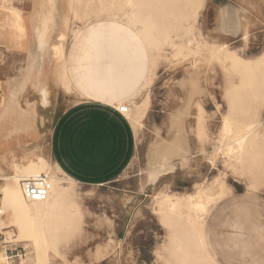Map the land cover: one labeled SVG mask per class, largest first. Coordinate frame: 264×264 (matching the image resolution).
<instances>
[{
	"label": "rangeland",
	"instance_id": "obj_1",
	"mask_svg": "<svg viewBox=\"0 0 264 264\" xmlns=\"http://www.w3.org/2000/svg\"><path fill=\"white\" fill-rule=\"evenodd\" d=\"M207 1L199 6L200 0H63L64 53L48 68L53 87L61 84L71 91L66 85V55L74 34L88 23L118 19L136 31L146 47V78L125 113L135 133V150L116 178L93 186L68 183L47 154L50 110L57 112L59 106H37V136L24 139L21 146L1 139L0 164L8 174L14 173L12 163L26 162L25 152H33L32 157L41 155L49 164L41 170L63 178L70 193L50 217L38 218L40 226L30 220L31 230L27 227L24 235L35 244L19 241L16 227L0 230V249L16 247L22 254L13 264H27L38 256L48 264H264V62L253 59L264 51V40L259 43L254 34L258 27L264 29V0H239V8L226 5L245 11L242 22L248 39L222 40L230 43L231 62L249 64L246 70L210 56L211 44L220 41L210 36L213 5L227 0ZM32 12L31 0H0V78L11 67L23 66L32 42ZM52 12L59 15V9ZM63 28L56 31L57 39L63 38ZM192 70L199 74L204 93L195 97L182 124L191 167L174 163L149 182L150 146L178 133L171 113L184 104L179 81ZM70 95L79 100L76 92ZM246 123L256 127L239 151L235 135ZM198 187L211 194L200 220L194 215L198 224L189 223L186 214L162 217L158 206L163 194L185 195ZM3 215L7 223L13 219L10 209Z\"/></svg>",
	"mask_w": 264,
	"mask_h": 264
},
{
	"label": "crops",
	"instance_id": "obj_2",
	"mask_svg": "<svg viewBox=\"0 0 264 264\" xmlns=\"http://www.w3.org/2000/svg\"><path fill=\"white\" fill-rule=\"evenodd\" d=\"M207 2L209 3V0ZM31 3L33 12L29 22L32 38L30 56L35 65L29 72L35 76L25 77L26 88L18 95V104L22 107L33 102L36 107L42 105L35 86L43 85L47 93L48 106L60 107L57 112L55 110L52 113L50 110L49 120L52 126L45 148L52 159V164L74 183L93 186L107 184L127 167L135 150V133L131 119L128 115L118 112L115 105L128 101L129 109L131 108L129 100L139 91L146 78L148 69L146 47L136 31L118 19H99L88 23L74 34L75 40L67 51L66 57L70 66L66 71L68 80L66 85L71 91L63 89L61 84L57 89L48 79L51 74L48 70L51 61L45 63V55H40L37 45L41 42L42 31H45L48 21L52 19L47 13L59 8V20L62 21L63 14L65 15L64 2L31 0ZM216 3L210 16V36L216 35L220 41L213 43L230 46V43L222 40L225 36L239 37L242 41L248 39V35L246 38L243 36L246 31L243 24L236 35L216 29L212 32V29L218 26L223 6L239 8V0ZM202 4L203 0H200L198 5ZM36 10L39 13L34 16ZM254 34L259 43L264 40L263 28L258 27ZM23 66L19 70L11 67L4 73L7 76L3 74L0 78V82L5 86L6 81L14 80L18 74H27ZM74 92L79 95H75L79 100L71 99L70 94ZM0 94L1 97L4 96L6 89L0 87ZM145 99L147 98L142 101ZM63 104L66 105L65 108ZM7 123L0 125V140L10 144L15 141L21 146L24 139L37 136L35 123L34 129L28 134L12 135L7 140L5 139ZM30 153L25 152L23 157Z\"/></svg>",
	"mask_w": 264,
	"mask_h": 264
},
{
	"label": "bare ground",
	"instance_id": "obj_3",
	"mask_svg": "<svg viewBox=\"0 0 264 264\" xmlns=\"http://www.w3.org/2000/svg\"><path fill=\"white\" fill-rule=\"evenodd\" d=\"M126 8H128V6H126ZM37 13H39L38 10L35 11L34 16ZM47 14L51 16L52 19L48 21L49 24L45 27L46 28L45 31H42L43 36L41 42H39L37 45L38 48L40 49L39 51L40 55L42 56L45 55V63L47 61H52L54 59H60L63 56L64 40H65V29L63 28V24L65 23L66 20V16L64 14L62 21L59 20L60 19L59 15L56 16L55 13L52 11H50ZM244 15H245V11L243 9L230 10V7L228 6L222 7L221 15H220L221 18L218 21L217 23L218 26L215 29L217 31L219 30L224 33H230L232 35H236L242 27L243 24L242 19ZM59 27L60 29L63 28V38L60 37V39H57L58 36L56 31L58 30ZM247 35L248 34L246 33V31H244L243 33L244 38H246ZM211 46H212V50L209 52L210 56L212 58L219 60L223 65L236 66L242 68V70H246L250 67V65L247 63L237 64L231 62L232 61L231 49H229L226 44L212 43ZM253 59L254 61L264 62V51L258 56H255ZM33 61L34 60H32L30 56V47H29L28 50L26 51V56L24 59L25 65L23 66L24 71L28 75L25 73H24L25 75L18 74L14 80L12 81L8 80L6 82L4 81L6 94H5V98H3V101H0V125L2 123L8 122L7 123L8 131L6 132L5 135V139L7 140H9L12 137V135L28 134L30 130L34 129L36 123L37 107L33 105L34 102L32 104L26 103L27 106L22 107L18 104V100H17L18 95L21 94L26 88L25 77L35 76L34 74L33 75L30 74L31 72H29V69H32L35 65ZM195 71L196 70L186 71L185 75L187 76L182 77L181 80L179 81V86L182 88L183 91L184 104L181 103L182 105L181 106L179 105V107H177V109H174L175 111L171 113L172 124L175 127V131H178V133L174 134L173 136H170L169 140L167 141H162V143L160 141H155V143L150 146L148 152V163L150 170L146 175L147 177L146 180L149 182L154 181L155 178L158 176V174L169 169L171 170L174 167V163H178L180 167H185V168L191 167L192 161L189 157L191 150L189 149L187 140L183 136L184 134H182L184 132L182 128V124L184 122V119H186L188 115H190L191 103L193 102L195 97L201 96L204 93V89L199 86V74H197ZM1 84L2 83L0 82V85ZM35 87H36L35 89H37L40 94L41 104L43 106H47L49 102H48L46 90L43 88V85H39ZM123 104H124L123 102L117 103L115 106L119 107L120 105ZM124 105H127L129 109L130 105L128 103ZM226 123H227L226 120H224V124H223L224 127L226 126ZM254 123H246L243 128L244 131L238 132L235 135L234 141L236 142L237 149L239 151H241L244 148V144L248 140L250 135L254 134V130L256 127V124ZM158 142H160L161 144H159ZM155 144H159V147L155 146ZM36 149H38V147H36ZM32 154L33 152L23 157L26 160V162L24 163L21 164L17 162L12 163V168L14 170L13 174H8L6 170L0 165V181H2L0 183V193H1L0 200L2 201L1 210L3 212L6 209H10L13 217V219L9 221L10 223H7L6 222L7 217L4 215L0 216V230L10 226L16 227L18 229L19 241H29L32 242V244L33 242L35 244V241H32L31 237L28 238L24 235L26 233L27 227L29 228L30 220H35L36 222H38L36 225H39L40 223L39 219L41 217L42 218L50 217L55 212V210L58 209V207H60L63 204V201L66 199V197L70 196V193H68L67 190H65L66 188L63 186L62 183L64 180L63 178L56 176L54 173H52L53 171L50 173V171L48 172L47 170L46 171L41 170L43 169V167L46 166L49 167L47 160L41 155H37L36 158H34L32 157ZM233 157H235V155ZM236 158H238V156ZM55 170L60 172L57 166H55ZM42 173L46 174L52 183L48 196L44 200H33V201L25 200L22 191L20 189L19 179L22 177L38 176ZM66 180L69 181L68 183L74 182L72 179L68 177H66ZM208 190L210 189L208 188L206 189L204 187H198V189H196L194 193H187L185 195L184 194L173 195V194L165 193L162 195L159 201L158 210L164 213L162 214V217L170 216L171 214H175V213L186 214L189 223L194 224V222L196 221L195 223L198 224L200 222L199 220L202 215V212L205 211L206 209L205 201L211 196V194L208 193ZM70 204L71 206L74 207V210L76 211L78 210L79 213H77L78 214L77 216L80 217L82 215V211L79 210L80 208L72 201ZM67 211L69 212V210ZM195 214L197 215L196 217H199V220H195L196 219L194 218ZM29 229L31 230V228ZM35 236L36 233L34 234V237ZM0 264H10L9 260L6 258L5 253L1 249H0ZM17 264H24V262H20ZM27 264H48V263L46 262L45 258L38 256L36 261H32Z\"/></svg>",
	"mask_w": 264,
	"mask_h": 264
},
{
	"label": "built area",
	"instance_id": "obj_4",
	"mask_svg": "<svg viewBox=\"0 0 264 264\" xmlns=\"http://www.w3.org/2000/svg\"><path fill=\"white\" fill-rule=\"evenodd\" d=\"M0 101H2V97L0 94ZM127 105H120L119 107H116V110L120 112L121 114H125L127 112ZM19 185L20 189L22 191V194L24 198L28 201L33 200H44L48 196L52 183L49 179V177L42 173L38 176H30V177H22L19 179ZM3 215V212L1 210L0 206V216ZM9 242H4V244H8ZM5 247V255L6 258L9 260L10 264H13L15 262V258H19L22 256L21 253L16 252V247H8L7 245H4Z\"/></svg>",
	"mask_w": 264,
	"mask_h": 264
}]
</instances>
